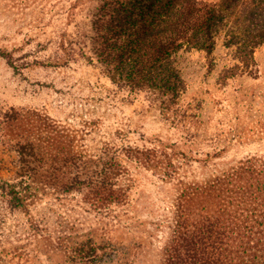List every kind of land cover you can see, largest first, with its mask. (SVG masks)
<instances>
[{"label": "rangeland", "instance_id": "obj_1", "mask_svg": "<svg viewBox=\"0 0 264 264\" xmlns=\"http://www.w3.org/2000/svg\"><path fill=\"white\" fill-rule=\"evenodd\" d=\"M99 4L0 0V48L15 58L0 53V179L16 183L23 197L13 207L0 190V264H164L183 210L193 217L212 204L188 194L264 158V45L256 74L227 80L223 47L213 61L185 52L186 90L169 103L115 82L92 52ZM15 110L24 118L6 123ZM28 138L45 153L82 154L92 169L113 155L121 198L101 201L86 185L63 191L76 168L61 161L67 176L59 182L48 166L22 175L17 143Z\"/></svg>", "mask_w": 264, "mask_h": 264}, {"label": "trees", "instance_id": "obj_2", "mask_svg": "<svg viewBox=\"0 0 264 264\" xmlns=\"http://www.w3.org/2000/svg\"><path fill=\"white\" fill-rule=\"evenodd\" d=\"M99 2L94 9L97 33L91 38V50L115 82L149 90L166 102H174L186 90L181 56L201 51L213 61L219 47L231 60L222 70L223 80L257 73L256 51L264 45V0ZM0 53L15 63L12 52L0 48ZM68 61L66 58L62 63ZM30 114L53 127L47 118L28 112L29 118ZM22 118L24 115L15 110L5 122ZM16 151L22 175L35 174L40 167L48 166L47 176L59 182L62 174L63 179L67 176L66 171L59 174L63 167L72 165L76 173L64 183L63 191L86 185L101 201L121 198L120 191L114 188L112 171L120 164L113 155L104 164H97L101 167L92 169V160L82 158V154L66 150H62V156L59 152L45 153L39 141L29 138L18 142ZM17 187L16 183L0 179V190L13 207L20 206L23 200ZM188 195L211 200L212 204L203 205L193 217L183 210L187 216L181 221L164 264H264V158H250Z\"/></svg>", "mask_w": 264, "mask_h": 264}]
</instances>
